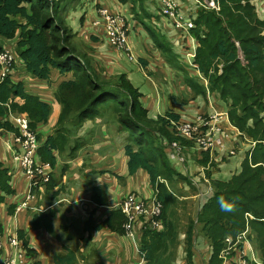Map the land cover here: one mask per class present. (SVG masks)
I'll return each mask as SVG.
<instances>
[{"label":"trees","instance_id":"1","mask_svg":"<svg viewBox=\"0 0 264 264\" xmlns=\"http://www.w3.org/2000/svg\"><path fill=\"white\" fill-rule=\"evenodd\" d=\"M146 1L148 0H120L124 5L131 3L132 7L142 5L145 13ZM200 1L202 6L191 13L195 26L189 31L198 42L194 68L190 66L191 69H185L189 65L187 54L178 55L174 52L172 42L158 26V14L151 12L149 22L143 21V24L153 40V48L164 59V66L172 71L170 79L179 84L180 94L190 93L199 98L208 97L211 93L219 96L228 104L229 120L242 133L240 138L250 140L255 145L243 161L239 173L230 180L215 178L211 181L212 196L200 208L196 207L195 219L189 218L185 231L187 264L193 263L197 250L195 240L200 232L212 246L210 264H221L219 255L226 247V238L230 235L236 237L241 233L246 228L248 219L251 231L256 233L264 260V20L259 17L254 0H214L217 8L208 6L207 2L211 0ZM71 2L72 0H0V36L16 39L13 47L15 54L17 59H21L29 75L49 85L54 80V70L62 75H70L53 85L56 105L61 111L52 123L53 132L46 136L40 132V128L51 123L54 109L51 102L30 91L23 80H15L11 75L4 79L0 77V133L15 130L14 125L6 119L10 112L26 114L31 129L41 143L37 159L49 165V179H41L38 184L31 186L32 195L37 197V210L32 213L30 229L46 230L64 243L63 250L54 254L56 264H81L80 256L90 258L93 263L100 260L98 249L91 247V242L83 252L79 243L76 245L72 241L71 245H67L62 240L67 234L55 230L54 219L59 212L57 203L65 201L63 194L71 181L64 183L62 178L66 175H56L57 163L59 159L63 160L65 168L70 169L75 161L77 168V161L84 159L83 151L90 154L94 149L102 150V146L97 143L91 146L92 149L86 146L92 145L94 140L88 143L90 135H80V128L84 127L86 121L106 124L108 130L114 125L125 133L124 157L121 158L124 171L129 176L139 177L140 172L146 173L152 196L162 205L163 227L159 230L150 229L145 224L140 239L141 253L148 264H171L173 258L168 262V257L172 252L165 255V251L178 245L179 222L171 218L177 215V204L181 197L171 185L181 187L179 183L185 182L190 189L196 190L189 176L175 164L178 162L188 165V155H191L203 166L215 165L212 153H216L211 150H196L194 140L180 135L179 126L183 124L184 117L178 111L181 110L179 107L187 105L189 99L192 104L193 99L189 97L182 101L183 99H178L179 95L172 93L171 97L168 96L171 104L166 111L151 115L152 109L146 107L143 92L134 85L126 72L108 77L104 74L103 66L102 70L97 68L91 56L82 53L72 44L75 33L63 16L62 5L65 4L66 9V5ZM157 10L160 14V5ZM91 40L93 43L105 41V35L92 34ZM3 47L0 44V50ZM141 61L144 65L147 64L145 59L142 58ZM197 69L207 79V85L202 78L192 75V71ZM175 99L179 100V104ZM205 112L207 113L206 110ZM174 142L185 151L184 162L172 158ZM2 150L0 212L6 213L8 219L6 222L0 221V228L6 226L3 235L9 243L8 223L17 211L18 198L28 176L14 160L12 152L5 147L4 152ZM64 152H68L67 155ZM108 174L115 178L123 177V172ZM208 174L211 176L210 171ZM89 184L88 197L93 204L92 209L84 218L72 213L65 214L63 231H71L73 225L82 224L84 235L101 229L124 235L126 214L120 203H116L118 205L114 207L117 200L109 189V183L97 184L92 181ZM120 193L124 198V188ZM100 207H106L109 213L98 220L95 213ZM4 208L6 211H3ZM247 213L253 218H249ZM21 227L22 225L18 227V238L27 255L31 256L36 250L28 246L29 232L26 228L29 227ZM67 238L78 240L75 235ZM0 248V253L3 252L0 258L8 256L4 243L1 242ZM9 250L12 251L11 248Z\"/></svg>","mask_w":264,"mask_h":264},{"label":"rangeland","instance_id":"2","mask_svg":"<svg viewBox=\"0 0 264 264\" xmlns=\"http://www.w3.org/2000/svg\"><path fill=\"white\" fill-rule=\"evenodd\" d=\"M182 2V0H180ZM263 0H254L253 4L256 6L257 11L260 9V5ZM145 6L147 8V12L145 13L142 9V5L137 4L136 6H131V3L124 5L120 2V0H72L70 4L66 5L62 4L64 7L63 16L66 18L67 24H70L73 29V39L72 44L75 45V47L80 50L82 53H86L87 55L91 56L93 62L97 65L96 67L101 69V66L105 68L104 74H106L108 77H112L113 75L117 74L122 70V72H126L129 79L141 89L144 96V103L146 107H148L151 111L150 114L153 115L154 112L164 113L168 106L171 104V100L169 97H171L172 93H175L179 95V100L184 101V99H193V103L184 105L182 110L188 111L190 108H196L198 111V114L193 111L190 116L184 117L183 123H192L193 125H198L197 123L201 124L204 123V125L209 126V123L215 118H220L221 115L219 114V111L221 109L218 108V106L222 103L224 106H227L226 101H223L221 99H218L216 95H213L212 93L208 97H202L199 98V96H191V94H185V92L181 93L178 91L179 84H176L174 80L170 79L169 75H172V71L170 68H167L164 66V59L157 53L158 51L153 48V40L151 39L150 35L147 34L148 31L146 30L144 22H149L150 13L156 10H152V3L154 4V0H148L146 1ZM161 6L162 1L157 0L155 4ZM186 2V1H184ZM103 5V6H102ZM109 8L107 10L109 13H113L116 15V13H119L120 19L118 24L123 28L126 35H131L133 38L131 40V45L133 48V51L131 50H116L112 46H107L104 43L106 41L100 40L98 43L94 41V43L91 40L92 34L96 35H106V29H108V24L114 23L113 19L110 20V23L107 19V17L104 16L102 13L104 8ZM127 16L129 17L127 20ZM161 15H164L163 9L160 12ZM159 14V15H160ZM165 17V16H164ZM131 18V19H130ZM261 18V17H260ZM262 19V18H261ZM103 21V22H102ZM105 22V23H104ZM117 23V19L115 22V25ZM182 33V32H180ZM16 39H6L4 37L0 36V44L2 45H11L15 44ZM5 43V44H3ZM104 45V46H102ZM156 47V46H155ZM11 49L14 51V48L11 47ZM140 50V51H139ZM15 52V51H14ZM134 52V53H133ZM119 53L120 56L117 55ZM135 54V55H134ZM88 56V57H89ZM145 59L147 61V64L144 65L141 61ZM131 59V60H129ZM188 60V59H187ZM189 65L185 66V69H191V63L188 60ZM14 70H17V72L13 75L15 79L23 80L25 84L27 85L28 89L34 93L40 94L43 91V87H37L36 83L39 82L42 84H46L47 82H42L41 80L38 82V79L32 78L27 70L25 69L24 64L22 63L21 59L18 58L17 62L15 63ZM54 72H57V70H54ZM52 74V77L55 79L52 81L51 85H49V90L47 91L49 94L53 95V98H47L48 100H56L55 95L53 93V85L58 84L62 80L69 78L70 75H62L57 72L59 76L56 77V73ZM154 73V74H151ZM33 81L35 82L33 84ZM170 82V84L168 83ZM168 83V84H167ZM174 85V86H172ZM172 90V92H170ZM169 96V97H168ZM177 98V97H176ZM175 99L178 104L179 100ZM218 99V100H216ZM198 100V102H197ZM54 103V101H53ZM52 104V102H51ZM56 104V103H55ZM229 109V107H228ZM202 110H207L208 113L205 115H199ZM60 109L56 107L54 109V115H57L60 113ZM196 115L195 118H193ZM201 118V121H200ZM54 119L51 118L52 122ZM199 121V122H197ZM52 123H49L48 125H45L43 127H47V129L41 130L45 136L53 132L52 129ZM213 124V123H212ZM203 125V126H204ZM84 127H81L80 129V135H84L85 137L89 136V139H87L88 143H93L92 145L87 144L86 146L91 148V146H95L97 143L98 145L102 146V150L100 148L94 149L89 152L83 151L84 159H80L77 161V168L75 166V161L72 163V166L70 169L65 168V164L63 163V160H58L57 163V169L58 173L56 175L58 177L62 176L63 174L68 177V181H70V184L68 185V189L63 194L64 198H67V200L63 201L62 203H57V209H59V214H57L56 218L54 219L55 224V230L57 232H63L67 234L62 238L64 242H66L67 245H71L72 241L77 245L79 243V246L81 241L83 239V235L85 232H83V226L82 224H75L73 225V230L64 232L62 229V221L65 218L66 215L63 216V214H71L70 212L77 213V209L75 206H73L71 203V195L74 196L75 193H78L79 191L81 194L89 193L88 189L90 188L89 182L96 181L104 183L109 182L110 186H113V176L109 177L108 172L110 174L115 173H122L124 171V166H122V159L124 157V136L125 133L121 130H119L114 125L110 126V129L108 130L106 124H98L97 122L92 121H86L83 125ZM218 126L222 129L223 132V144H225V148L221 149L220 152V159L221 162L218 166L219 170H217L215 167L212 169L214 170V174L217 178L228 180L232 178L235 174L239 173L241 170V166L243 161L248 156V153L250 152L252 146L250 144H247L243 141L242 138H240V144L242 147H239L237 144L234 145L231 142L226 141L229 137L228 132V125L227 124H220L218 123ZM197 127V126H196ZM40 131V132H41ZM82 137V136H80ZM4 139H0V149H3L4 145ZM44 139V137H43ZM106 142H112V144L107 145ZM92 149V148H91ZM236 150L235 154H231L232 150ZM0 150V151H1ZM67 153L68 152H64ZM66 155L64 157H66ZM189 156V155H188ZM85 164V165H84ZM125 168H126V162H125ZM211 170V171H212ZM105 174H107L105 176ZM71 176V179L69 178ZM214 176V175H213ZM131 176L127 175L126 173L123 174V177L119 178L117 176L116 179L119 180L122 187H124V192H126L122 198V195L119 196L116 203L123 204L124 200L127 197H132L136 204L141 203L143 201L144 205L146 206V210H149L150 208V202L147 201L148 198L152 196V190L150 193V186L148 185V181L146 179H143L139 176H137V179L135 178V184L130 178ZM208 177V176H207ZM61 178H59L60 180ZM63 179V178H62ZM196 179L200 182H202V179L200 176H196ZM181 187L172 186L171 188L180 195L179 202L177 204V215L173 216L171 219L173 221L179 222V237H178V245L174 248H168L165 251V255L170 251L172 252V255L168 257V262L170 258L172 259L171 264H177L181 263L183 259V249L187 248L186 245V226L189 221V218L195 219V210H196V203L199 200H195L192 195H195L196 190L184 187L182 183ZM202 187L206 190L207 184L201 183ZM66 186V185H64ZM176 187V188H174ZM123 190V188H122ZM184 191V192H182ZM147 193V194H145ZM211 196L208 197V199ZM123 199V202H122ZM207 199V200H208ZM199 201V204L202 206L206 201ZM30 199H27L25 202H29ZM154 201V199H153ZM22 203L18 202L17 205L20 206ZM115 203V204H116ZM149 203V204H148ZM118 204L114 205L117 206ZM80 206V203L78 204ZM200 206V207H201ZM75 207V208H74ZM74 208V209H73ZM72 209L74 211H72ZM84 213L87 211H90V208L84 207ZM136 210H134V213ZM149 214L144 212H139L138 214H135L133 226H132V232H128L129 219L126 215V221L124 223L123 229L125 234L116 235V237H119L121 239V244L118 243V248L112 247L111 250H109V256L106 257H100V261L102 264H137L138 260L141 259L143 261V264H148L146 257L141 253L140 250V237L142 234L140 232H143L141 229L143 224H146L149 220ZM69 216V215H68ZM107 216V214H106ZM62 218V219H61ZM29 225L31 226L32 223V215L28 217ZM5 225V224H4ZM67 227V225H66ZM32 228V227H31ZM5 230V227L3 228V232ZM127 232V233H126ZM117 233V232H116ZM140 234V236H139ZM75 237L78 238V240H68L67 236L69 237ZM251 239L249 241L253 244V248L255 251H259L260 256L263 260L258 242H257V236L256 233L251 231ZM55 237V236H54ZM81 237V239H80ZM231 239L235 240L233 236H229ZM56 238V237H55ZM1 240V239H0ZM206 240V243H205ZM197 241V250L195 258L198 259L202 264H204V259H200L201 251L205 252L207 250L209 252V246H206L208 239L204 236L203 233L198 234V238L195 240V243ZM110 245L109 238H104L99 243L94 242L90 246L94 248H98L101 251H106L107 247ZM120 245V246H119ZM6 246V245H5ZM86 247L88 248L87 244H84V250H86ZM90 248V247H89ZM201 249V251L199 249ZM7 249V247H6ZM5 249V250H6ZM3 252L0 253V256ZM36 253L39 255L37 256V259L42 261V258H45L46 252L45 249L42 246H39V250H36ZM33 254H31V257ZM6 255H3L2 258H5ZM24 258L19 257L16 261V264H30V262H23ZM106 260L108 263H106ZM264 261V260H263ZM79 262L81 264H95L91 262L90 258H83L80 256ZM35 262L32 261V264ZM97 264V262H96Z\"/></svg>","mask_w":264,"mask_h":264},{"label":"built area","instance_id":"3","mask_svg":"<svg viewBox=\"0 0 264 264\" xmlns=\"http://www.w3.org/2000/svg\"><path fill=\"white\" fill-rule=\"evenodd\" d=\"M161 1V8L163 9L164 16L172 21L176 29H178L182 33H185L189 32L190 29L195 26L193 18L185 14L182 10L180 0ZM195 1L197 2L198 6H202L200 0ZM207 4L211 8H217V4L214 0L208 1ZM107 10H109L108 7L104 8L102 13L105 17H107L109 23L111 19H113L114 21L113 24H108V29H106V36L109 45L118 49L119 51L126 49L132 51L131 46L128 45L129 35H126L123 28L118 24L120 19L119 13H116L115 15L113 13H109ZM116 19L117 23L115 25ZM14 46L15 44H5L3 49L0 50L1 79H4L8 75H11L14 78L13 75L17 72V70H14V64L17 62V55L11 49V47L13 48ZM6 119L14 125L15 130L2 131L0 133V139L5 138V147L12 152L14 160L19 163L20 166H22L23 170L26 172L29 179V188L31 190V186L38 184L41 179H49V165L44 164L43 162L38 161L37 159L41 143L38 140L35 131L31 129L30 121L27 115L20 114L17 112H10ZM197 124V127L191 122L181 124L179 126L180 135H183L188 139L194 140L197 146V150L214 151L224 146L223 132L222 129L218 126L216 118L214 119V122L212 120L209 123V126L204 125L202 121L201 124ZM172 149V158H175L181 162H184L186 160L185 151H183L182 147L178 143H172ZM235 153V149L231 151V154ZM147 201L150 202L149 210H146V206L143 204V201H141V203L139 204H136L132 197H127L123 204H120L122 205L124 213L129 219V233H131L133 230L132 226L133 221L135 219V214L144 211L149 214V220L147 221V225L150 229L159 230L163 227L161 222L162 205L157 202L153 196L148 198ZM134 210H136L135 213ZM247 216L249 218H253L250 213H247ZM145 227L146 226L144 224L141 229ZM249 234H251V226L248 219L246 228L236 237L233 236L234 238H236L235 240L231 239L229 236L226 238V247L222 249L220 253L221 264H264V261L262 260L259 251H255L253 248V244L249 241L248 238L251 239V236ZM9 236L10 237L8 239V242L12 246V251H8V256L5 257L6 259L2 258L0 260V264H16V261L20 256L25 258L27 255L22 242L19 240L16 234H12L9 232Z\"/></svg>","mask_w":264,"mask_h":264},{"label":"crops","instance_id":"4","mask_svg":"<svg viewBox=\"0 0 264 264\" xmlns=\"http://www.w3.org/2000/svg\"><path fill=\"white\" fill-rule=\"evenodd\" d=\"M151 1H153V0H151ZM154 1L156 2L157 0H154ZM184 1H186V2H184ZM155 2H154V4L152 3V5H151L152 6V10L153 9L156 10V11H153V12H155L156 14L159 15V12L157 10L159 8V5H158V2H157V5L155 4ZM196 4H197V2L195 0H193V1L192 0H182L181 8H182V10L184 11L185 14L191 16L192 15L191 13L199 10V8H200L198 6V4L197 5ZM125 12H126L127 20H128L129 17L127 16L126 9H125ZM257 13H258L259 17H261L262 20H264V0L262 1L261 5H260V9L257 11ZM159 17H160V19H159V22H158V26L160 28H162L164 33L167 34L166 36L168 37V39L172 42L173 47H174V52L177 53L178 55H180V53H186L187 54V58H188V60L191 63V66L193 68L196 67L194 60H195V57H196L197 47H198L197 39L193 35H191L190 32L180 33L174 27L172 21L170 19H168L167 17H164L161 14L159 15ZM132 39L133 38L131 37V35H129L128 36V45L131 46V48H132V45H131L132 44L131 43ZM105 41H106V43H104V44L108 46L109 43H108L106 35H105ZM3 44H5V43H3ZM102 46H104V45H102ZM132 51H133V48H132ZM117 55L120 56L119 53H117ZM129 60H131V59H129ZM120 72H122V70ZM192 75L199 76L200 78H202V80L207 85V83H208L207 79H205L203 77V75L199 72L198 69L197 70H193L192 71ZM57 76H59V75L56 73V77ZM37 81L39 82L40 80H37ZM34 83L35 82L33 81V84ZM36 85H37V87H43L44 86L43 87V91L40 93V95L43 96L44 99H46L48 101V99H47L48 97L49 98H53V95H51L47 91H45V90H49L50 86H49L48 83L42 84V83L39 82L38 84L36 83ZM217 98L221 99L219 96H217ZM198 99H199V97H198ZM218 99H216V100H218ZM49 101L52 102L53 108L56 109V107H57V105L55 104L56 101L55 100H49ZM53 101H54V103H53ZM197 102H198V100H197ZM179 108H181V107H179ZM218 108L221 109L219 111V114L221 115V117L220 118H216V121L218 123H220V124L221 123L222 124H224V123L227 124L228 125V129L227 130L230 133L229 137H228V139L226 141L231 142L234 145L237 144L239 147H242V145L240 144V136L242 135V133H240L239 130L236 127H234L231 124L230 120H229L228 104H227V106H224V104L221 103L218 106ZM54 109H53V119L54 120L51 123H54L55 120L57 119V116L59 115V114L54 115ZM182 109L183 108H181V110H178V111L183 115V117L190 116V114L193 111L196 113V115L198 114L197 109L193 108V107L190 108L188 111H183ZM157 113H159V112H156V113L154 112V114H157ZM207 113H208V111H207ZM205 114H206L205 110H202L199 115L202 116V115H205ZM196 115L193 118H195ZM43 129H47V127L40 128V131L43 130ZM243 141L245 143H247V144H250L252 146V148H253L254 142H252L250 140H247V139H243ZM106 144L107 145H110V144L113 145L112 142H106ZM225 144H224L223 147H221V148H219L217 150H214V152L216 154L212 153V160L215 162V165L203 166L200 163H198L194 159V157H192L191 155H189V159H188V163H187L188 165H183V164L178 163V162L175 164V166L181 172H183L185 175L189 176V178L192 181V183L196 186L195 195H192V197L195 200L205 201V200L208 199L209 196H212L213 190H212V187H211V181L213 179L217 178L215 176V174H214V170H212V169L215 167L217 170H219L218 166L221 163L219 161V159H220L219 158L220 157V152L219 151L221 149L225 148ZM4 147H5V145H3V150H2L3 152H4ZM193 150L196 151L197 149L195 150V148H194ZM75 164H76V162H75ZM208 171L211 172V176H209ZM124 173H126V170L123 171V174ZM140 173H141L140 177L142 178V180L146 179L148 181L146 173H144V172H140ZM106 175L107 174H105V176ZM196 176H200L201 179H202V182L207 184V189L206 190L202 187V185H201L202 182H200V181H198L196 179ZM109 177H110V175H109ZM130 178L133 181V183L135 184V178L137 179V176H131ZM230 179H228V180H230ZM25 181H26V184H25V186L23 188V192H21L20 195H19V198H18L19 201L18 202L22 203V202H25L27 199H30V201L27 202V203H22V205L18 206L15 215H13V218H11V220L8 223V233L9 232L12 233V234H14V233L16 234L17 233L16 236L18 237V232L20 230V229L18 230V227L20 228V225H22L21 228H23L26 225H28L29 228H26V230L29 232V244H28V246L30 248H34L35 250H39V246H42L45 249L46 255H45V258L44 259L42 258V261H40L41 258L39 260L37 259V256L39 254L35 252V254H33V257L26 255V257L24 258L23 262H30V264H32V261H34L35 262L34 264H56L55 260H54V254L56 252H60V251L63 250L64 243L61 240H59L58 238H55L53 235L49 234L46 230L30 229L28 217L30 215H32V213L35 210H37V207H36L37 197L35 195H32V192H31V190L29 188V179L25 180ZM67 181H68V177L65 176L63 178V182L65 183ZM105 183H109V182H104V183H101V184H105ZM97 184H100V182H97ZM182 184H183L184 187L190 188L187 183L182 182ZM179 186H181L180 183H179ZM109 189L112 191V193L114 195V199L117 200L119 198V196L121 195L120 191L122 190V186H121L119 180L116 179V178H113V186H109ZM151 190L152 189L150 188V193H151ZM145 194H147V193H145ZM71 196H72L71 197V201H72L71 204L73 206L76 205L75 207L76 208L78 207L79 209H77V213H74V212H70V213H72L74 215H78V216L79 215L83 216V218L85 216L87 217L88 214H89L88 213L89 211L86 210V213H84V210H83L84 207H87V208L89 207L90 210L93 207V204H92L90 198L88 197V193L81 194V192L79 191L78 193H75L74 196L73 195H71ZM65 200H67V198ZM79 203H80V206L78 205ZM114 203H116V202H114ZM197 206L200 208L201 205L197 202L196 203V207ZM73 209H72V211H74ZM3 211H6V208H4ZM108 213H109V211L106 210V207H100V208L97 209V211L95 213V217L98 220H100V219L104 218L106 216V214L108 215ZM58 214H59V212H58ZM64 215L65 214H63V216ZM7 219L8 218L6 217V213L4 214L3 212H0V221L6 222ZM54 224H55V221H54ZM0 229H1L0 230V239H1L0 241L6 245L5 248L7 247L8 251H10L9 250L10 248L12 250V246L9 245V243L6 242V238L3 235V228H0ZM142 233L143 232H140V234H142ZM140 234H139V236H140ZM116 235H118V233L113 232V231L108 230V229L107 230L106 229H101V230L93 231V232H91V234H85L83 236V239L80 240L81 243H82V244H80L81 245L80 246L81 247V251L85 252L84 244H88L89 242H91V244L94 243V242L99 243L104 238H109L110 245L107 247L106 251L103 252V251L99 250L98 248H96V249H98L99 257L109 256V253H108V252H110L109 250H111V248L114 247L115 245H116L115 248H118V243L121 244L122 240L119 239V237H116ZM90 237H91V239H88ZM141 237H142V235H141ZM141 237L139 239H141ZM205 243H206V240H205ZM205 245L209 246V252L207 250H205V252L203 250V252H202L201 249L198 248L201 251L200 259L201 258L204 259V264H210L211 256L213 254L212 246L210 245L209 242H207V244H205ZM195 255H196V251H195ZM195 255L193 257V263L192 264H202L198 259L195 258ZM219 257H220V255H219ZM136 260L138 261L137 264H143V261H141V259L138 260V258H136ZM96 262H97V264H102L100 260H96L94 263H96ZM187 262H188L187 261V252L185 251V249H183V259H182L181 263H177V264H187ZM106 263H108L107 260H106ZM118 264H121V263H118Z\"/></svg>","mask_w":264,"mask_h":264}]
</instances>
